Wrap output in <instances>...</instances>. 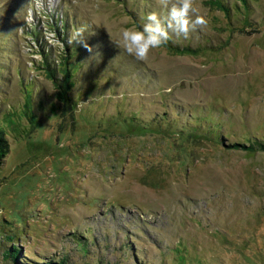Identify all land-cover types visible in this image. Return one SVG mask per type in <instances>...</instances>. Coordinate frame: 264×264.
I'll return each instance as SVG.
<instances>
[{
	"label": "rangeland",
	"instance_id": "obj_1",
	"mask_svg": "<svg viewBox=\"0 0 264 264\" xmlns=\"http://www.w3.org/2000/svg\"><path fill=\"white\" fill-rule=\"evenodd\" d=\"M32 1L0 0V264H264V0L142 60L122 30L175 0Z\"/></svg>",
	"mask_w": 264,
	"mask_h": 264
},
{
	"label": "clouds",
	"instance_id": "obj_2",
	"mask_svg": "<svg viewBox=\"0 0 264 264\" xmlns=\"http://www.w3.org/2000/svg\"><path fill=\"white\" fill-rule=\"evenodd\" d=\"M196 12L193 0H175L166 12H151L146 22L122 30L121 39L126 51L138 59H146L153 49L166 45L172 35L187 37L197 25H205L204 15Z\"/></svg>",
	"mask_w": 264,
	"mask_h": 264
},
{
	"label": "trees",
	"instance_id": "obj_3",
	"mask_svg": "<svg viewBox=\"0 0 264 264\" xmlns=\"http://www.w3.org/2000/svg\"><path fill=\"white\" fill-rule=\"evenodd\" d=\"M31 1L32 0H28L27 5L31 6L30 10H34L35 9L33 6L34 4H32L33 1H32V3H31ZM31 14H32V12H31ZM33 14H35V11H33ZM55 19H57V18H55ZM51 20L53 21V17H51ZM54 25H56V23H54ZM60 30H62L61 27H60ZM63 30H64V28H63ZM40 48L42 50L41 52L43 53V60L40 63V66L42 68H44L45 71H47L50 78L54 79V81H55L54 84L56 87V95L59 96L60 99H62V97H63V99H67L68 92L70 90L69 89L70 85L68 83V81L70 80L69 79L70 73H69L68 65H67V61L69 58L68 57L69 56V50H70L69 46H66V50H68L67 55H66L67 58H64L62 60V62L59 63L58 65L56 63V67H52L53 64H52L51 58L48 55V53H46V50L43 47V44L40 45ZM62 72L65 75V76L63 75L64 76L63 78H62V76L57 77L55 75V73L58 74V73H62ZM60 75H62V74H60ZM6 144H7L6 140L3 138V134H1V131H0V166L3 162V157L5 156V153H6V147H7ZM260 145L262 146V148H264V144H260ZM254 148H255L254 144H252V147H249L250 150H253ZM5 237L8 238V240H13V238H14L13 235H9V234H5ZM4 252H5L4 256L7 260L9 259L15 263L16 262L18 263L17 259H18L19 253H20V249L14 245V242L12 243L11 247L9 249L4 250ZM41 264H63V263H61V261H57V262L41 261Z\"/></svg>",
	"mask_w": 264,
	"mask_h": 264
},
{
	"label": "built area",
	"instance_id": "obj_4",
	"mask_svg": "<svg viewBox=\"0 0 264 264\" xmlns=\"http://www.w3.org/2000/svg\"><path fill=\"white\" fill-rule=\"evenodd\" d=\"M32 12V11H31ZM32 15V14H31Z\"/></svg>",
	"mask_w": 264,
	"mask_h": 264
}]
</instances>
